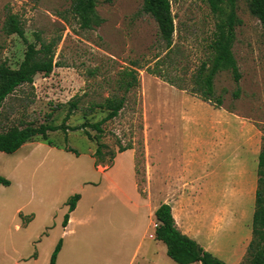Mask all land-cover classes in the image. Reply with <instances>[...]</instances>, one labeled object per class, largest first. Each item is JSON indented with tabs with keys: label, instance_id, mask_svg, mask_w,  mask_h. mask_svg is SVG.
I'll list each match as a JSON object with an SVG mask.
<instances>
[{
	"label": "rangeland",
	"instance_id": "374dc122",
	"mask_svg": "<svg viewBox=\"0 0 264 264\" xmlns=\"http://www.w3.org/2000/svg\"><path fill=\"white\" fill-rule=\"evenodd\" d=\"M95 1L100 24L81 29L73 0H0V63L16 69L26 50L19 36L4 31L8 15L17 17L27 43L38 47L35 35L59 41L53 56L58 66L3 101L0 132L60 125L67 103L77 102L65 122L69 129L48 132L54 146L35 137L14 153L0 152V176L9 181L0 184V264H49L60 239L56 264H82L89 254L85 264L112 259L124 264L142 235L150 241L147 235L157 223L153 212L161 203L170 204L181 232L226 264H242L254 210L249 187L252 175L257 181V155L264 144L259 21L247 0L236 2L240 23L232 53L240 79L236 85L230 72L217 73L214 97H221V106L216 107L189 91L217 20L208 0H169L175 30L165 60L173 62L170 75L183 89L151 72L166 50L155 21L141 10L142 0ZM128 72L137 85L125 93L122 109L101 126L102 133L86 128L87 139L83 130L71 131L105 116L98 105L123 94L118 81ZM121 148L130 149L120 153ZM230 173L239 191L231 186ZM74 194L81 195L75 215L82 224L62 237L66 202Z\"/></svg>",
	"mask_w": 264,
	"mask_h": 264
},
{
	"label": "trees",
	"instance_id": "16d2710c",
	"mask_svg": "<svg viewBox=\"0 0 264 264\" xmlns=\"http://www.w3.org/2000/svg\"><path fill=\"white\" fill-rule=\"evenodd\" d=\"M238 0H208L211 12L217 20L208 46V54L201 60L199 65L189 79L190 92L200 100L212 102L216 107L221 106V97H214V77L221 71H228L236 85H238L240 74L232 53V45L235 38V27L240 23L236 16L235 8ZM247 7L250 14L255 17L264 34V0H247ZM95 0H73L72 13L81 29H92L100 24V18L95 11ZM141 10L150 15L157 25L158 37L163 50H166L165 57H158L153 74L168 80L171 85L183 89L177 80L170 75L174 71L173 62H166L173 48L174 23L170 10L169 0H142ZM4 31L8 35L16 34L26 44L23 59L18 68L12 69L6 63H0V108L5 98L12 94L16 88L24 84H32L37 74L49 75L53 68L58 66L53 61L55 46L58 40L51 39L43 41L39 35H35L38 47L34 43H27L24 31L15 15H8L4 24ZM163 68H166L164 73ZM170 68V69H169ZM132 72V71H131ZM94 72H90L93 74ZM172 74V73H171ZM129 79H126V78ZM123 94L119 97H108L99 108L105 110V116L94 123H83L71 127V131L83 130L87 139H91L86 128L92 129L98 135L102 133L101 126L114 119L125 103V93L137 85L135 75L125 73L118 81ZM239 88L233 92L237 97ZM214 100V101H213ZM68 111L60 125L41 124L38 127L28 124L21 127H10L0 132V152L11 154L17 151L22 145L30 142L35 137H40L43 142L54 146L47 138L48 132H66L69 127L65 125L73 110L77 108V102L70 100L67 103ZM130 148H121L120 153ZM65 150L77 154L76 151L66 148ZM97 147L95 153H99ZM256 188L254 192V210L251 218V238L247 244L242 264H264V144L257 155L256 165ZM0 184L9 185V181L0 176ZM80 199L79 194H74L66 202L67 212L63 216L62 227H66L69 214L75 209ZM157 221L154 230V239L162 242L166 248V255L176 264H226L208 251H205L195 240L183 234L176 226L168 204L161 203L153 213ZM61 248V239L57 242L49 260V264H55L57 254Z\"/></svg>",
	"mask_w": 264,
	"mask_h": 264
},
{
	"label": "crops",
	"instance_id": "0c3cea01",
	"mask_svg": "<svg viewBox=\"0 0 264 264\" xmlns=\"http://www.w3.org/2000/svg\"><path fill=\"white\" fill-rule=\"evenodd\" d=\"M127 151V150H126ZM125 152V151H124ZM123 153V152H122ZM233 154H231V159L229 160V164H230V167H232L233 165ZM237 161V160H236ZM236 166V165H235ZM231 175H229V179L232 180L231 181V186H235L234 187V191H239V187L237 186L238 182L234 179V176L232 175V173H230ZM227 177V176H226ZM226 177H224L226 179ZM227 177V178H228ZM235 181V183H234ZM251 181H252V184L250 185L249 189L251 190L252 192V195L254 194L255 192V188H256V180H255V177L254 175H252L251 177ZM107 184V183H106ZM247 185V184H246ZM244 184V186H246ZM243 185H241L240 187L243 188L244 187ZM249 186V185H247ZM247 188V187H246ZM139 197V196H138ZM80 199H81V195H80ZM80 199L78 200V202H80ZM139 199H141L139 197ZM77 202L76 206H75V209L69 214V219H68V222H67V225L66 227H62V222H61V236L64 237V236H68V235H72V231L74 229V227H77L79 224H82V221H81V218L78 216V215H75V211L77 209V207L79 206V203ZM169 204V203H167ZM170 205V204H169ZM146 208V207H145ZM157 208V207H156ZM156 208L154 209V211L156 210ZM66 211H67V206H66ZM147 211V210H146ZM154 213V212H153ZM31 219V216H29ZM153 218H154V215H153ZM63 220V219H62ZM17 227V226H16ZM149 228V226H148ZM147 229V228H146ZM145 229V232L147 231ZM151 233H148L147 235V238L150 240L148 242H144L143 241V238L145 236H141V238L138 240L136 246H135V249H134V252L131 253L126 259L124 262V264H171L170 261H168L166 259L165 256L166 255V248H165V245L160 242V241H157L154 239V228L152 227L151 228ZM183 233V232H182ZM185 235H187L189 238L195 240L205 251H208L209 252V247L207 245H203L200 243V241L194 237V236H190L186 233H183ZM162 244L163 247L160 245ZM61 251V248L58 252L57 255H59ZM211 253V252H210ZM114 254H120L119 252H115ZM212 254V253H211ZM214 255V254H213ZM215 256V255H214ZM58 257V256H57ZM90 257V254L87 255L84 260L82 261V264H85V262H87V260L89 259ZM168 257V256H167ZM217 257V256H216ZM169 258V257H168ZM218 258V257H217ZM170 259V258H169ZM223 261V260H222ZM103 262V260H102ZM226 263V262H225ZM56 264V263H55ZM102 264H121L120 260H109V261H105L104 263Z\"/></svg>",
	"mask_w": 264,
	"mask_h": 264
},
{
	"label": "built area",
	"instance_id": "2783aa9c",
	"mask_svg": "<svg viewBox=\"0 0 264 264\" xmlns=\"http://www.w3.org/2000/svg\"><path fill=\"white\" fill-rule=\"evenodd\" d=\"M156 227H157V223L153 225L154 230H155Z\"/></svg>",
	"mask_w": 264,
	"mask_h": 264
}]
</instances>
